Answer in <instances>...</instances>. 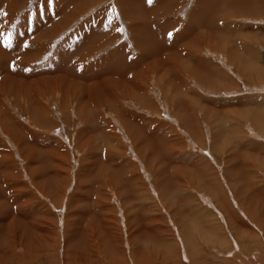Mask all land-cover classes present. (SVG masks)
I'll list each match as a JSON object with an SVG mask.
<instances>
[{
  "label": "rangeland",
  "instance_id": "obj_1",
  "mask_svg": "<svg viewBox=\"0 0 264 264\" xmlns=\"http://www.w3.org/2000/svg\"><path fill=\"white\" fill-rule=\"evenodd\" d=\"M0 264H264V0H0Z\"/></svg>",
  "mask_w": 264,
  "mask_h": 264
},
{
  "label": "snow or ice",
  "instance_id": "obj_2",
  "mask_svg": "<svg viewBox=\"0 0 264 264\" xmlns=\"http://www.w3.org/2000/svg\"><path fill=\"white\" fill-rule=\"evenodd\" d=\"M149 3H151V0H149ZM44 6L45 7H50L51 6V0H44ZM43 10H44L43 8H39L38 9V11L41 12V13L43 12ZM168 35L171 36L172 33H168ZM8 43L10 44V41Z\"/></svg>",
  "mask_w": 264,
  "mask_h": 264
},
{
  "label": "bare ground",
  "instance_id": "obj_3",
  "mask_svg": "<svg viewBox=\"0 0 264 264\" xmlns=\"http://www.w3.org/2000/svg\"><path fill=\"white\" fill-rule=\"evenodd\" d=\"M49 14V13H48ZM51 15V14H50ZM53 16V15H52ZM206 19V18H205ZM209 22V21H208ZM9 23V22H8ZM54 29V28H53ZM78 34V33H77ZM87 34V33H86ZM50 36V35H49ZM7 39V38H6ZM16 40V39H15ZM31 43H33V42H31ZM35 45V44H34ZM68 45V44H67ZM66 46V45H65ZM61 51V50H60ZM62 54V53H61ZM117 54V53H116ZM78 57V56H77ZM90 65V64H89ZM103 66V65H102ZM12 67V66H11ZM13 68V67H12ZM50 68V67H49ZM48 68V69H49ZM52 69V68H51ZM50 70V69H49ZM83 72V71H82ZM96 72V71H95ZM25 73V72H24ZM137 92V91H136ZM138 93V92H137ZM140 94V93H139ZM141 95V94H140ZM42 106V105H41ZM3 163V162H2ZM1 163V164H2ZM6 169H8V168H6ZM16 169V168H15ZM15 171V170H14ZM109 177V176H108ZM7 181V180H6ZM8 182V181H7ZM8 184V183H7Z\"/></svg>",
  "mask_w": 264,
  "mask_h": 264
}]
</instances>
